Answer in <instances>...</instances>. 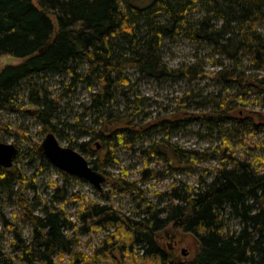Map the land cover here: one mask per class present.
I'll return each instance as SVG.
<instances>
[{
    "label": "trees",
    "instance_id": "obj_1",
    "mask_svg": "<svg viewBox=\"0 0 264 264\" xmlns=\"http://www.w3.org/2000/svg\"><path fill=\"white\" fill-rule=\"evenodd\" d=\"M195 12L202 16L193 21ZM263 26L264 0H0V59L22 61L0 71V110L14 104L15 109L21 108L14 101L20 85L43 74L69 75L71 92L79 81L87 86L97 84L100 90L91 97L90 111L99 120L103 118L100 128H70L89 137L77 146L79 153L99 156L89 165L106 177L105 185L110 187L106 193L98 192L101 203L78 195L69 197V181L80 180L68 176L63 188L53 186L51 202L39 206L24 192L27 181L20 168L0 166V196L6 192L8 200H14L31 228L28 240L11 228L17 244L11 253L0 251V264H61L65 258L69 264H167L156 236L169 227L198 242L197 255L184 264H264V161H250L255 156L247 151L237 156L239 150L233 145L245 141L232 142L234 136L264 131L262 112L247 110L252 97L264 107V35L259 33ZM179 38L209 45L235 64L213 74L225 92L210 104L208 99L196 103L191 96L179 99L173 114L153 120L145 115L140 118L138 102L129 103L126 114L115 117L116 95L121 92L126 97L125 91L134 88L127 74L130 70L158 82L196 79L200 66L174 71L163 62L164 43ZM241 55L251 60V73L235 68ZM259 71L263 76L255 75ZM29 87L33 116L46 131L56 133L51 120L59 100H51L34 83ZM188 108L196 112L188 114ZM187 115L217 129L223 137L222 147L208 156L167 140L151 143L147 152L162 158L168 167L166 173L155 175L201 171L198 163L217 160V166L204 170L210 179L201 175L197 187L178 186L176 181L168 192L155 195L153 203L140 187L153 171H143L135 181L124 177L126 171L117 177L108 172L116 162L115 151L168 130ZM3 132H12V128L0 118ZM35 148L36 155L45 159L40 144ZM69 148L73 149L72 143ZM181 158L189 163L183 164ZM118 193L131 194L139 201L136 211H121L114 203ZM69 202L78 204L75 223L64 206L55 207ZM97 232L104 238L91 257L77 251L81 237Z\"/></svg>",
    "mask_w": 264,
    "mask_h": 264
},
{
    "label": "rangeland",
    "instance_id": "obj_2",
    "mask_svg": "<svg viewBox=\"0 0 264 264\" xmlns=\"http://www.w3.org/2000/svg\"><path fill=\"white\" fill-rule=\"evenodd\" d=\"M198 14L195 12L192 15L193 21L202 16V13ZM259 33L264 35V26L259 28ZM161 57L166 66L174 71H178L184 67L194 68L196 66H200L201 69L198 68L199 74L195 80L174 79L165 82L151 80L144 75L137 74L133 70L128 71V77L134 88L132 90L127 89L130 92L125 91L128 95L126 97L121 92L116 95L112 109L115 117L126 114L128 104L133 102L139 103L140 118H144L145 115L150 120L159 116L164 117L173 114L177 108L178 100L185 99L188 96L193 97L196 103L208 99V103L210 104L218 98L220 92H225L224 86L215 80L213 74L221 72L229 66L231 68L235 66L225 56L220 55L215 48L206 44H194L185 38L166 41L161 52ZM218 62L223 67L218 66ZM21 63V60H16L12 57H3L0 59V71L6 67L17 66ZM239 65L235 68L240 67L242 70L251 73V60L247 57L241 55ZM84 70L85 67L81 68L82 72ZM254 73L257 76H263L262 71ZM71 81L72 79L69 75L59 73H47L34 77L30 82H24L20 85L17 96L14 98L16 105L21 108L15 109L14 104L0 110V118L12 128V132L0 134V143L17 147L18 154L13 166H18L26 177L27 185L24 192L27 197L29 200L35 199V203L39 206H42L46 201L51 202L53 186L56 185L63 188L69 175L59 171L46 158L43 159L36 155L35 144H41L51 132H49V129L46 131L43 123L33 116L32 112L35 106L30 103L32 95V90L29 87L30 84L34 83L38 88L47 91L51 100H59L57 113L51 120V124L57 130L54 135L64 148H68L72 143L73 149L79 152L77 146L89 140L87 135L78 131L79 129H72L70 126L96 130L100 128L103 120V118L99 120L100 116L96 112L90 111L91 97L100 90V87L97 84L87 86L79 81L74 91L71 92L68 90ZM254 100V97H252L250 101H247V110L262 112L264 116V107L261 103H256ZM131 108L133 106H130L128 109L131 110ZM195 112L192 108L187 109L188 114ZM204 122L202 123V119H196L187 115L185 116V120L177 125L173 124L170 128H167L168 130L157 132L150 138L137 141L130 147L119 149L118 152L115 151L116 162H114L108 172L117 177L119 175L123 176L126 171L124 177L129 181H135L142 178L143 171H153L154 174L152 176L148 174L145 177V183L140 186L147 192V196L153 200V203H156L155 195L168 192L176 181L178 186L197 187L201 175L204 178L210 179L211 175L204 172V170L217 166V160L198 163V168L201 171L186 169L180 171L177 175L160 177L155 175V173H166L168 170L167 164L162 158L150 155L147 152V148L151 143L157 144L162 140H167L168 143L186 151L206 153L208 156L215 154V149L219 148L220 150L222 147L223 137L219 135L217 129L206 126ZM228 127L229 125L226 126V129ZM234 139L233 143L237 141L243 143L245 141L244 144H239L238 146L237 144H232L236 151L239 150L237 156L244 155L247 151L248 154L255 156V158L251 157L250 161H264V131L254 136L247 135L244 137L243 135H237V137L234 136ZM250 147L253 148L252 151H248ZM84 157L89 163L99 158L98 155L94 154ZM181 162L183 164L189 163L185 158H181ZM78 179L80 180L78 182L69 181V197L71 195H78L81 198H89L96 203H101L98 191L88 182L80 178ZM14 185L15 191H18V184L14 183ZM109 190L110 187L108 185L103 186V193ZM114 203L121 211L131 214V212L136 211L139 201L135 202L131 194L118 193L114 196ZM59 206H64L67 216L74 223L77 221L78 204L69 202L67 204H57L55 207L59 208ZM40 210L41 207H38L37 213H40ZM12 227L17 229L24 240L30 238V226L23 220V216L14 200L9 201L5 192L0 196V251L3 254L11 253L12 247L17 244L15 234L11 231ZM172 236L175 237L176 241L175 253L170 252L168 248L170 244H172L171 246L174 244L169 239ZM103 238L104 236L98 232L90 237H81L77 251L91 257ZM157 241L168 258L167 264L187 263L195 258L199 250L198 242L193 236L184 234L172 227L159 233ZM184 250L187 254L186 257L183 256ZM69 260V258H65L61 264H69ZM85 264L110 263L104 261L95 263L90 261ZM127 264L136 263L128 261Z\"/></svg>",
    "mask_w": 264,
    "mask_h": 264
},
{
    "label": "water",
    "instance_id": "obj_3",
    "mask_svg": "<svg viewBox=\"0 0 264 264\" xmlns=\"http://www.w3.org/2000/svg\"><path fill=\"white\" fill-rule=\"evenodd\" d=\"M42 50L39 55H42ZM40 152L59 171L74 176L92 185L98 192L103 191L106 177L92 169L89 162L79 152L72 148H64L58 142L53 133H49L40 144ZM17 157V149L14 145L0 144V166L4 169L13 167ZM183 256L187 254L183 251Z\"/></svg>",
    "mask_w": 264,
    "mask_h": 264
},
{
    "label": "flooded vegetation",
    "instance_id": "obj_4",
    "mask_svg": "<svg viewBox=\"0 0 264 264\" xmlns=\"http://www.w3.org/2000/svg\"><path fill=\"white\" fill-rule=\"evenodd\" d=\"M169 239L171 240V242L173 241V243H174L173 246H171L172 244H170L168 246L169 251L172 252V253H175V250H176V248H175V245H176L175 237L172 236V237H169Z\"/></svg>",
    "mask_w": 264,
    "mask_h": 264
},
{
    "label": "bare ground",
    "instance_id": "obj_5",
    "mask_svg": "<svg viewBox=\"0 0 264 264\" xmlns=\"http://www.w3.org/2000/svg\"><path fill=\"white\" fill-rule=\"evenodd\" d=\"M46 49H47V46H46L45 48L41 49V50H42V52H44V50H46ZM41 50H40V51H41ZM40 51H39V52H40ZM42 54H43V53H42ZM163 62H164V61H163ZM150 79H151V78H150ZM151 80H152V79H151ZM106 182H107V180H106ZM158 234H159V233H158ZM158 234H157V236H158ZM157 236H156V237H157Z\"/></svg>",
    "mask_w": 264,
    "mask_h": 264
}]
</instances>
